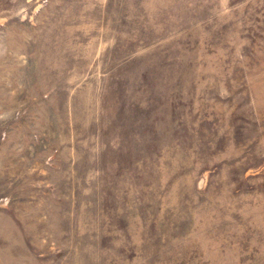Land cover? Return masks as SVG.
Segmentation results:
<instances>
[{
  "label": "rangeland",
  "instance_id": "rangeland-1",
  "mask_svg": "<svg viewBox=\"0 0 264 264\" xmlns=\"http://www.w3.org/2000/svg\"><path fill=\"white\" fill-rule=\"evenodd\" d=\"M0 264H264V0H0Z\"/></svg>",
  "mask_w": 264,
  "mask_h": 264
}]
</instances>
